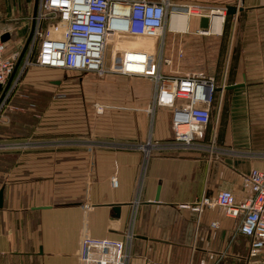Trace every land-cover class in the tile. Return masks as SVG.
<instances>
[{
  "label": "crops",
  "instance_id": "0c3cea01",
  "mask_svg": "<svg viewBox=\"0 0 264 264\" xmlns=\"http://www.w3.org/2000/svg\"><path fill=\"white\" fill-rule=\"evenodd\" d=\"M171 2L203 7L207 15L226 10L217 34L199 35L197 17L183 34L186 61L193 49L202 48L203 70L218 83L206 141L215 135V146L234 155L153 152L146 157L132 148L173 137L172 110L150 114L154 90L143 78L109 75L102 82L129 83L138 95L132 104L126 103L127 94L113 90L106 93L116 102L96 103L88 87L83 101L89 98L93 106L56 107L46 103L57 94L47 84L61 90V81L38 77L45 105L33 104L23 90L0 120V264H80L84 239L125 240L129 234L134 236L130 264H264V250L250 258L249 239L235 235L234 221L220 209L200 214L190 208L223 190L242 200V177L264 173V0ZM35 3L0 0V33L9 53L24 48ZM228 7L237 13L227 15ZM210 37L221 43V54L205 48ZM177 51L165 55L178 62ZM230 86L234 89H225ZM78 88L73 95L82 93ZM97 106L104 108L102 114Z\"/></svg>",
  "mask_w": 264,
  "mask_h": 264
},
{
  "label": "built area",
  "instance_id": "2783aa9c",
  "mask_svg": "<svg viewBox=\"0 0 264 264\" xmlns=\"http://www.w3.org/2000/svg\"><path fill=\"white\" fill-rule=\"evenodd\" d=\"M225 12L217 10L207 15L203 7H180L171 0H39L34 33L18 68L23 49L9 53L0 33V120L27 71L33 67L99 77L144 78L154 83L150 114L154 115L157 108L172 110L173 137L168 142L149 141L132 148L144 152L146 157L153 152L234 155L215 146V135L210 142L206 141L213 119L217 79L203 72L186 75L169 72L174 62L165 55L167 31L180 34L176 31L178 27L171 30L173 16H186L188 21L191 17H208L212 21L213 15L223 20ZM208 32L198 33L204 36ZM109 37L119 47L108 59ZM130 39L146 40L155 46L152 50L133 47L131 43L128 48L122 47L121 43ZM13 75L11 88L3 96ZM96 108L99 114L104 112V108ZM112 182L116 187L117 181ZM242 189L245 194L242 200L223 190L214 198L202 197L190 208L200 214L206 208L220 209L234 221L235 235L249 239V257L256 258L264 250V173L253 171L244 175ZM212 227L217 228V224ZM133 239L132 234L125 240L84 239L80 264H130Z\"/></svg>",
  "mask_w": 264,
  "mask_h": 264
},
{
  "label": "rangeland",
  "instance_id": "374dc122",
  "mask_svg": "<svg viewBox=\"0 0 264 264\" xmlns=\"http://www.w3.org/2000/svg\"><path fill=\"white\" fill-rule=\"evenodd\" d=\"M185 34L180 33V34H170V32L167 31L166 36H165V53L169 54L170 56L172 55V50L173 48L177 51V59L178 62H174V65L172 66V68L169 70V72H173L179 75H186L189 73H197V72H203L206 73L207 75H209L206 70L204 69V55L202 53V48L199 50L198 48L193 49V58L190 57V61L188 62L186 61V56H185V39H184ZM202 36V35H201ZM177 38L176 43H173V39ZM179 38V39H178ZM183 38V39H181ZM198 37H196L195 39H197ZM202 38H199L197 41H201ZM130 43L132 44H138L142 47L145 48H150L153 49V47L155 46V44L153 45L152 42L146 41V40H137V39H130V41H125L122 42L121 45L122 47H128V45H130ZM205 48L210 52V54L212 55H219L221 54L223 51L220 50L221 48V43L219 42L218 39L215 38H206L205 40ZM108 54L107 57L108 59L111 58L110 54L115 53L117 51V48L119 47V45L117 44L116 40L114 38H111L108 40ZM221 51V52H220ZM182 53V57H180V54ZM206 53V52H205ZM192 54V53H191ZM209 54V53H208ZM207 55V54H206ZM215 65L212 64V68H214ZM214 71V70H213ZM64 72V73H63ZM30 74L29 76L31 77L33 74V78L29 79L30 77H28L27 75ZM38 77H45L47 78V81H50L51 79L55 78L58 79V81H61L60 85H61V90L59 89H55L52 86H50L49 84H47V87L49 89H52L53 91H57V94L55 95L54 98V102H52L51 100H47L46 103L47 104H55L53 106H62V105H67V104H72V105H77V104H84L87 106H93L92 103H89V98H87V101H83V99L85 98L83 96L84 94V90L87 91L86 89H88V87L93 90L96 93V103H108L111 101L116 102L113 97H109V95H107V91L113 90L115 93H123V94H127L128 98L126 103H135L138 101V95L136 93H134V89L132 87H130L129 83H124L118 80H122V78H117L116 82H114V84H107V83H102L103 81L106 80L107 76L105 77H99L97 75L94 74H80V73H73V72H66V71H61L59 72L58 70H50V69H42L39 67H33L30 68L24 79L22 80L20 86L18 87V89L15 91V93L13 94L10 102L12 101L13 97L18 93H22V91L24 90L25 93H29L31 95L32 98H29V100L32 101L33 104H36L38 106L44 104L45 105V100L47 99V97L43 96L41 93H43V87H41L39 85L40 82H38ZM125 80H131V78H123ZM141 80V79H139ZM143 80H147V85H150L152 87V92L154 90V83L149 80V79H144ZM45 81V80H42ZM107 81V80H106ZM118 81V82H117ZM81 83V94L80 92H78V94H74L73 95V89H77L78 88V84ZM87 85V87H86ZM44 86V85H43ZM114 86V88H113ZM72 87V89L70 88ZM77 87V88H76ZM85 87V88H84ZM46 88V87H44ZM78 88V89H79ZM22 89V90H20ZM68 89V90H66ZM66 91V96L63 95L62 93H65ZM92 91V92H93ZM61 92V93H59ZM59 93V94H58ZM33 95V96H32ZM147 96H149V87H148V91H147ZM84 97V98H83ZM82 99V101H81ZM9 102V103H10ZM38 109V108H37ZM39 110V109H38ZM58 111H60L61 109H57ZM61 114V113H58ZM52 115H54V117H58L61 118V116H56V113H52ZM178 218L179 219H184L180 217V214H178ZM184 224L185 227V221H181ZM179 227H181L182 225L180 224V222L178 223ZM182 231H184L182 229ZM180 242H187V241H180Z\"/></svg>",
  "mask_w": 264,
  "mask_h": 264
},
{
  "label": "water",
  "instance_id": "95a60500",
  "mask_svg": "<svg viewBox=\"0 0 264 264\" xmlns=\"http://www.w3.org/2000/svg\"><path fill=\"white\" fill-rule=\"evenodd\" d=\"M38 7H39V0H36V3H35V10H34V15H33V25H32V29H31V33H30V35H29V37H28V39H27V41H26V44H25V46H24V48H23L22 55H21V57H20V59H19V61H18V64H17V68L19 67V65H20V63H21V61H22V59H23V57H24V54H25V52H26V50H27V48H28V46H29V43H30V41H31V38H32V36H33L34 29H35V24H36V23H35V18H36V16H37ZM236 13H237V9H236L235 7H228V9H227V15H235ZM215 16H217V15H213V18H214ZM211 22H212L211 19H209L208 17L201 18V25H200V27H201V31H202V32H208V30H209V28H210V25H211ZM4 40H5V39H4ZM16 71H17V69H16ZM16 71H15V72H16ZM14 75H15V74H14ZM14 75L11 77V79H10V81H9V83H8V85H7V87L5 88V91H4L3 96H4V95L9 91V89L11 88V85H12V82H13ZM0 89H1V87H0ZM225 89H234V87H233V86L225 87ZM3 196H4L3 191H0V209H2V207H3ZM158 201H159V190H158V193H157V196H156V199H155V202H158ZM115 212H116L117 214H119L120 209L116 208Z\"/></svg>",
  "mask_w": 264,
  "mask_h": 264
},
{
  "label": "bare ground",
  "instance_id": "6f19581e",
  "mask_svg": "<svg viewBox=\"0 0 264 264\" xmlns=\"http://www.w3.org/2000/svg\"><path fill=\"white\" fill-rule=\"evenodd\" d=\"M219 18L221 17L215 16L213 18L211 23V31L208 32L209 35L210 33L217 34L220 31L223 20L221 21L222 18L221 19ZM187 26H188V18L186 16H173L170 21L171 30L175 31L176 28L178 27V30H176L178 33H185V31H187ZM204 35H208V34H204Z\"/></svg>",
  "mask_w": 264,
  "mask_h": 264
}]
</instances>
